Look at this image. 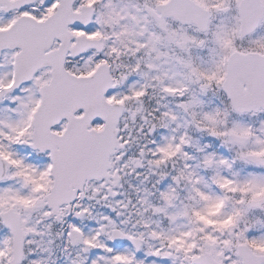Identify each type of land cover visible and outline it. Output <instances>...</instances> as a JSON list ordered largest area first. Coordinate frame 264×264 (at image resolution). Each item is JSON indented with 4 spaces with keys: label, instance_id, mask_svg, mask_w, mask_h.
Wrapping results in <instances>:
<instances>
[{
    "label": "snow or ice",
    "instance_id": "snow-or-ice-1",
    "mask_svg": "<svg viewBox=\"0 0 264 264\" xmlns=\"http://www.w3.org/2000/svg\"><path fill=\"white\" fill-rule=\"evenodd\" d=\"M0 264H264V0H0Z\"/></svg>",
    "mask_w": 264,
    "mask_h": 264
}]
</instances>
